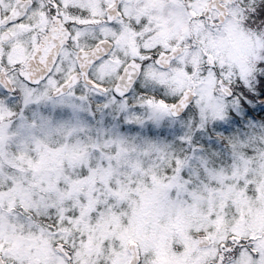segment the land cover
<instances>
[{
	"label": "snow or ice",
	"instance_id": "snow-or-ice-1",
	"mask_svg": "<svg viewBox=\"0 0 264 264\" xmlns=\"http://www.w3.org/2000/svg\"><path fill=\"white\" fill-rule=\"evenodd\" d=\"M0 264H264V0H0Z\"/></svg>",
	"mask_w": 264,
	"mask_h": 264
}]
</instances>
